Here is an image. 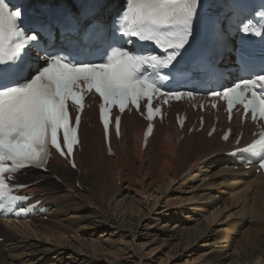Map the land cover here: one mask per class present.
I'll return each mask as SVG.
<instances>
[{
    "label": "bare ground",
    "instance_id": "6f19581e",
    "mask_svg": "<svg viewBox=\"0 0 264 264\" xmlns=\"http://www.w3.org/2000/svg\"><path fill=\"white\" fill-rule=\"evenodd\" d=\"M123 1L30 0L34 5L41 6L49 3L71 6L74 10H79L82 5L86 9L85 12L94 14V18L104 20L109 18V21L111 12ZM183 110H186L190 117L180 131L176 125L175 113ZM170 112V118L166 123L156 125L145 148L142 146V141L146 122L135 113L131 115L126 113L123 116L122 138L117 140L112 134L115 154L109 155L97 109L92 107L86 111V118L80 129L81 151L75 154V168L54 153L46 170L31 168L18 176L19 183L26 186L21 194L31 196L29 203L41 201L40 206L48 208L45 213L48 218L44 220V215L37 213L20 222L9 223L0 220V238H4L0 243V250L3 254L12 256L13 252L28 245L20 236L7 231L5 226L22 228L25 231L31 230L32 234L40 233L43 237L44 235H60V238L56 240L61 242L67 231L78 232L82 223L66 218L68 212L79 213V219L86 220L87 217H93L99 219L102 224L108 225V222H111L115 225L118 217L112 213L110 204L122 188L146 195L154 185H158V189L164 193L173 182L187 179L196 171L201 173L203 178L209 177L210 181L205 184L206 186H219L220 189L232 193L231 198H224L222 195L215 198L214 191L213 193L211 191L209 198H214L212 205L217 208L214 211L222 213L235 205L238 209L229 216H247V218H237L236 221L216 232H208L203 223H198L194 227L186 225L185 228L183 227L184 230L182 228L186 236H183L181 240L188 238L194 243L199 238H213L215 242L211 249L216 254V258L209 264H264V175L256 173V167L246 170L238 162L241 155L232 154V151L251 142L250 133L254 129L253 124L247 122L243 126L238 116L229 124L220 111L217 114L218 129L209 136L213 122L209 108L203 114L204 128L197 131L199 124H196L192 133H189V129L193 127L200 112H194L191 107L183 103L175 104ZM227 126H231L234 132L243 131L239 145H236V136L228 140L222 139ZM235 168L237 170H234ZM118 207L119 203L114 208L115 212L118 211ZM124 212L122 218L125 216ZM150 216V211L142 215L145 218ZM140 219H136L134 223L127 222L129 226L136 224L133 237L138 235H136V229L150 225L142 224ZM120 221L123 223L125 219ZM32 245L35 244L28 245L29 248L33 247ZM63 248L66 250L65 247ZM90 248L98 250L99 245L91 243ZM90 248L88 246L84 249V244L75 246L66 258L57 256L55 260L60 264L106 262L103 256L97 255V258H94ZM105 249L108 248L105 247ZM83 251H86L85 256L82 255ZM114 258L118 260V256ZM128 260L127 262L132 264H141L140 261Z\"/></svg>",
    "mask_w": 264,
    "mask_h": 264
},
{
    "label": "snow or ice",
    "instance_id": "6c2138e0",
    "mask_svg": "<svg viewBox=\"0 0 264 264\" xmlns=\"http://www.w3.org/2000/svg\"><path fill=\"white\" fill-rule=\"evenodd\" d=\"M200 4L201 0H125L114 21V27H119L112 33L115 39L109 45L111 55L104 61H75L49 52L43 64L33 60L26 67V59H31L26 43L38 46L40 33L32 29L29 34V29L22 26V6L9 10L0 0V174L33 164L43 166L50 146L62 156L71 155L80 143L79 113L86 93L98 94L101 99L99 116L106 139L113 108L124 113L133 105L139 111L141 98H147L146 119L151 122L161 112L159 107L152 106L158 94L180 99L179 91L161 93L167 85H158L148 73L151 70L155 75L170 65L175 68L181 50L195 38ZM260 17L264 20V13ZM239 23L241 32L253 34L250 18ZM254 34L264 40V29ZM14 37H19V42L12 43ZM134 43L152 45L160 54L137 52L132 48ZM113 44L119 46L112 47ZM162 79L167 80L168 76ZM209 94L225 101L229 114L242 106L245 116L251 113L253 120L264 121V74L240 79ZM69 101L77 112L74 124L70 123ZM120 120L119 115L115 116L117 136ZM153 127L148 124L146 136L153 132ZM259 145H264V135L248 150ZM258 162L264 168V158ZM72 167H76L74 160ZM6 187L0 176V189Z\"/></svg>",
    "mask_w": 264,
    "mask_h": 264
},
{
    "label": "rangeland",
    "instance_id": "374dc122",
    "mask_svg": "<svg viewBox=\"0 0 264 264\" xmlns=\"http://www.w3.org/2000/svg\"><path fill=\"white\" fill-rule=\"evenodd\" d=\"M189 176L187 179L173 182L164 193H161L158 185H154L146 195L122 188L110 204L112 213L118 217L115 225L111 222H108V225L102 224L99 219L93 217H87L86 220L79 219V213L68 212L66 218L82 223L78 232L67 231L61 242L56 240L60 238V235H44V238L40 233L32 234L31 230L25 231L22 228L5 226L7 231L20 236L28 245H35L31 248L27 245L13 252L12 256L5 255L0 250V264H60L55 260L57 256L66 258L73 247L84 244V249H87L88 246L90 248L91 243L99 245L98 250L90 248L92 256L94 258H97V255L103 256L106 259V262L101 264H132L127 262L128 259L140 261L141 264H209L216 258V254L211 249L215 240L206 237L199 238L194 243L188 238L181 240L183 236H186L183 231L186 225L194 227L198 223H203L208 232H216L233 223L237 218H247V216H229L238 209L235 205L222 213L214 211L217 208L212 205L214 198H209L211 191L212 193L214 191L215 198L220 195L231 198L232 193L220 189L219 186H206L210 179L208 176L203 178L199 172L195 171ZM117 203L119 207L115 212ZM138 208L139 211H137ZM149 211L150 218L142 217ZM123 212L125 216L122 218ZM44 217V220H47L48 215L45 214ZM139 218L142 224L150 225L136 229V235H138L133 237L136 224L129 226L127 222L134 223ZM121 219L125 221L122 223ZM0 239L1 243L4 238ZM15 253L18 254L15 255ZM82 255L85 256L86 251H83ZM116 256L118 260H114Z\"/></svg>",
    "mask_w": 264,
    "mask_h": 264
}]
</instances>
